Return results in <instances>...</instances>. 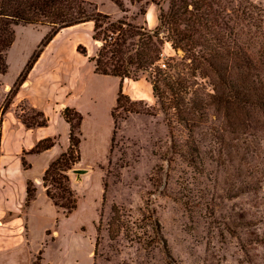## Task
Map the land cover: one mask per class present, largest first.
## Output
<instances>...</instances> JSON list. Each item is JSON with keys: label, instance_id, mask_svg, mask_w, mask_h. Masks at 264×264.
<instances>
[{"label": "rangeland", "instance_id": "374dc122", "mask_svg": "<svg viewBox=\"0 0 264 264\" xmlns=\"http://www.w3.org/2000/svg\"><path fill=\"white\" fill-rule=\"evenodd\" d=\"M87 1L109 15L120 12L113 19L143 25L139 6L152 0H122L126 11L111 0ZM154 1L163 19L155 30L165 38L170 0ZM237 6H253L264 23V0L228 5ZM13 29L7 71L0 73V264H264L263 66L254 94L228 96L210 69L184 66V51L167 41L163 69L185 72V87L176 96L177 109L164 111L147 71L137 83L95 73L87 57L100 42L92 38L91 25L76 24L49 42L2 112L9 89L49 27ZM120 84L138 102L131 105L137 112L116 106ZM30 106L44 112L46 126L22 123L21 116L30 121L35 115ZM65 106L83 117L80 160L65 172L76 196L70 213L53 204L42 183L44 170L68 147ZM47 136L53 147L29 152ZM77 168L87 169L80 179L71 171ZM27 180L36 190L25 205Z\"/></svg>", "mask_w": 264, "mask_h": 264}, {"label": "trees", "instance_id": "16d2710c", "mask_svg": "<svg viewBox=\"0 0 264 264\" xmlns=\"http://www.w3.org/2000/svg\"><path fill=\"white\" fill-rule=\"evenodd\" d=\"M111 1L121 11H126L122 0ZM150 2L159 6L154 0ZM230 2L231 0H170L168 12L164 15L167 35L163 38L155 30L157 27L148 29L145 23L139 25L125 19H113L87 0H0L1 74L7 71L5 52L14 41V25L40 24L49 27L37 50L31 54L9 89L2 112L8 108L44 48L57 33L63 28L87 21L93 23L92 38L100 42L96 54L87 57L94 63V72L116 76L121 80H136L140 72L147 71L152 93L164 111L167 108L177 109L176 96L185 87L182 82L185 72L173 75L163 69L166 64L161 62V51L167 41L173 50L184 51V66L194 72L202 67L210 69L222 89L228 90V96L232 94L243 99L254 94L258 88L253 83L260 77L257 70L264 67V23L261 15L253 11V6L247 7V10L240 6L233 8L228 7ZM147 3L143 8L139 6L141 15H145ZM158 20L163 23L159 16ZM77 51L87 56L84 45H78ZM213 89L215 92L220 90L216 85H213ZM136 103L138 102L129 99L122 92L120 84L116 106L131 112L136 111L131 107ZM29 109L35 115L30 116V121L21 116L26 127L47 125L48 119L42 110L34 106ZM61 116L69 126L68 147L44 170L42 183L45 194L53 204L70 213L76 208V196L68 184L65 172L80 160V126L83 117L79 111L68 106L63 107ZM54 145L53 138L47 136L39 139L29 152L41 153ZM20 162L24 165L22 157ZM35 190L33 182L27 180L25 205L35 199ZM34 264L39 263L35 261Z\"/></svg>", "mask_w": 264, "mask_h": 264}, {"label": "crops", "instance_id": "0c3cea01", "mask_svg": "<svg viewBox=\"0 0 264 264\" xmlns=\"http://www.w3.org/2000/svg\"><path fill=\"white\" fill-rule=\"evenodd\" d=\"M100 10V9H99ZM148 13H150V15H151V21H149L148 20V18H147V15H148ZM157 7L155 6V4L154 3H152V2H150V3H148L147 5H146V7H145V16H144V18H145V21H146V26H147V28L148 29H154L156 26H157V24H158V18H157ZM121 14H120V12L117 14V13H115V14H111L110 16H112V17H115V18H118L119 16H120ZM84 23H88L89 25H91V28L93 27V23L91 22V21H87V22H84ZM82 24V23H81ZM41 56V55H40ZM38 61V60H37ZM37 61L35 62V64L37 63ZM34 64V65H35ZM34 67V66H33ZM32 70V69H31ZM110 76V75H109ZM113 77H116V76H113ZM127 80H129V79H127ZM119 81H120V79H119ZM123 81V80H122ZM139 80H136V81H133V82H135V83H137ZM27 82V81H26ZM26 82H24V84L26 83ZM123 83H124V81H123ZM23 84V85H24ZM135 87H137L136 85H135ZM138 92H139V90H135L134 91V94H138ZM132 99H137V97H132Z\"/></svg>", "mask_w": 264, "mask_h": 264}, {"label": "water", "instance_id": "95a60500", "mask_svg": "<svg viewBox=\"0 0 264 264\" xmlns=\"http://www.w3.org/2000/svg\"><path fill=\"white\" fill-rule=\"evenodd\" d=\"M71 171L76 174L77 179H80L81 175H83L87 172V169L77 168V169H71Z\"/></svg>", "mask_w": 264, "mask_h": 264}, {"label": "bare ground", "instance_id": "6f19581e", "mask_svg": "<svg viewBox=\"0 0 264 264\" xmlns=\"http://www.w3.org/2000/svg\"><path fill=\"white\" fill-rule=\"evenodd\" d=\"M147 17L149 18V20L151 19V15L150 13H148ZM151 21V20H150Z\"/></svg>", "mask_w": 264, "mask_h": 264}]
</instances>
